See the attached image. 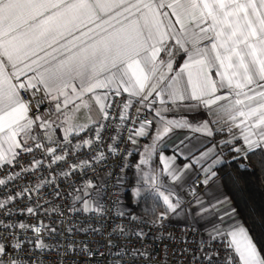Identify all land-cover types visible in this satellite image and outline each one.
I'll use <instances>...</instances> for the list:
<instances>
[{"label": "snow or ice", "instance_id": "6c2138e0", "mask_svg": "<svg viewBox=\"0 0 264 264\" xmlns=\"http://www.w3.org/2000/svg\"><path fill=\"white\" fill-rule=\"evenodd\" d=\"M257 151L264 171V0H0V264H264L222 179ZM187 215L203 234L167 232Z\"/></svg>", "mask_w": 264, "mask_h": 264}, {"label": "trees", "instance_id": "16d2710c", "mask_svg": "<svg viewBox=\"0 0 264 264\" xmlns=\"http://www.w3.org/2000/svg\"><path fill=\"white\" fill-rule=\"evenodd\" d=\"M262 159L261 153L257 151L255 156L250 157V167L247 171L240 170L244 175V183L235 187L232 184V177L238 174V164L236 161L229 160L224 165V173L222 179L227 185L226 190L231 197V202L238 213L242 224L248 229L249 235L254 239L258 246L264 248V171L259 167V161ZM131 161H136L134 155ZM135 169H129L128 180L135 181ZM124 194L125 203H130V189L125 187ZM148 204L151 203L150 197ZM134 209L137 213L147 211V205L143 203L140 206L132 204L130 211Z\"/></svg>", "mask_w": 264, "mask_h": 264}, {"label": "built area", "instance_id": "2783aa9c", "mask_svg": "<svg viewBox=\"0 0 264 264\" xmlns=\"http://www.w3.org/2000/svg\"><path fill=\"white\" fill-rule=\"evenodd\" d=\"M139 139H142V138H139ZM108 141H106L107 143ZM131 147L130 145H121V147ZM30 159V156H25L24 157V161L27 162L28 160ZM132 157H129V160H131ZM96 170H97V174H100V175H103V172H108V171H118V168H117V158L116 157H111L106 164L104 165H97L96 166ZM129 169H125V172L127 173ZM88 176L91 177L93 176V173L91 172V170H89L88 172ZM28 180L31 182V183H35V179L33 177H29ZM25 179L24 178H21L17 184L16 187H23L25 186ZM65 185L68 183V181H65L64 182ZM112 180H109V186H111L112 184ZM202 187L199 189V191H201ZM116 189H113V192H115ZM126 191V188L122 189L121 190V199L123 200V196H124V193ZM35 195L33 196V199H35ZM111 198H115L114 196H112ZM25 202H28V201H25ZM43 202V201H41ZM69 217H66L65 220L67 221ZM39 219L41 220H44L45 223H49L50 220L45 218L44 215H43V212L40 213L39 215ZM82 219V218H81ZM31 222H35V220H31ZM117 222H120V221H117ZM194 226H180V225H177L175 223H171V222H167V232H170V233H173L174 235H176L177 237H179L181 234L185 233V231H188L190 233L189 235V240H194L196 239L199 235L203 234V232L197 228V227H194L196 229V231H192V228ZM75 239L77 240H80V239H84L86 241H91L93 239H99L98 236H92L91 234H85V233H80L79 236H76L74 237ZM151 239V238H149ZM50 242V241H49ZM148 247H151V244L149 243L148 244ZM179 245H176V248H178ZM156 252H157V255L153 256V264H161V256H160V247L159 245H157V248H156ZM167 264H177V259H176V256L173 254V249L172 248H169L168 252H167Z\"/></svg>", "mask_w": 264, "mask_h": 264}, {"label": "crops", "instance_id": "0c3cea01", "mask_svg": "<svg viewBox=\"0 0 264 264\" xmlns=\"http://www.w3.org/2000/svg\"><path fill=\"white\" fill-rule=\"evenodd\" d=\"M188 116H189V118H196V119L204 118V114L202 112L201 113H196V112L188 113ZM186 134L190 136V140L186 141L187 146H188V148H192L194 152L197 149H200L202 147V145L208 144V141L203 136H200L199 134H192L190 132L186 133V132H183V131H181V132H179L177 134V140L179 138H182ZM216 138L219 139L220 138V134H217ZM175 142L176 141H172L171 143H175ZM148 143H151L150 139H148V138L139 139V145H138L139 150L143 151V145L148 144ZM193 146H195V147H193ZM185 151H187V149H185ZM171 154H172L171 146H169L168 149H165V155H171ZM135 156H136V161H138L139 160V156L138 155H135ZM196 175H197V173H195V172L192 173L193 179H195ZM200 192L201 193L204 192V188L203 187H202ZM203 198L207 201L208 196L204 195ZM231 204H232V202H231ZM232 206H233V204H232ZM235 220L242 224V221H241V219H240V217H239L237 212H236ZM169 222L175 223V224L180 225V226H194V227L199 228L204 233L205 222L200 221L198 223H194L191 215H187L186 217L173 218ZM207 226L211 227V224H208Z\"/></svg>", "mask_w": 264, "mask_h": 264}, {"label": "rangeland", "instance_id": "374dc122", "mask_svg": "<svg viewBox=\"0 0 264 264\" xmlns=\"http://www.w3.org/2000/svg\"><path fill=\"white\" fill-rule=\"evenodd\" d=\"M125 194V193H124ZM124 203H125V199H124V196H123V200H122Z\"/></svg>", "mask_w": 264, "mask_h": 264}]
</instances>
